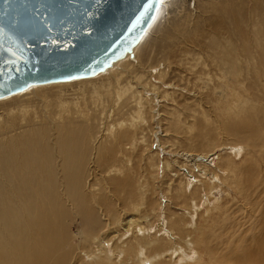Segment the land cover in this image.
<instances>
[{
  "label": "bare ground",
  "instance_id": "6f19581e",
  "mask_svg": "<svg viewBox=\"0 0 264 264\" xmlns=\"http://www.w3.org/2000/svg\"><path fill=\"white\" fill-rule=\"evenodd\" d=\"M162 1L161 5H164ZM169 1L177 8L184 0ZM196 6L195 13L187 10L186 15L172 9L175 14L171 20L169 18L164 36L167 41L165 48H169V37L174 38V46H181L182 61L191 74L179 76L181 80L188 81L189 89L196 92L194 96L181 95L183 98L175 99L176 110L181 107L189 111L191 120L194 117L190 124L181 116L176 118L177 128L187 132V135L191 133L190 138L199 136L193 146L197 148L199 145L203 151L211 153L220 150L218 140L223 134L232 136L229 149L234 153L236 151L237 156L230 151V155L222 157L219 169L228 173L225 176L228 185L238 192L234 204L243 201L239 209L237 205V211L246 210L245 206L249 205L250 215H256L259 209H263L256 234L246 244H241V237L236 239L239 234L234 230L237 222L233 225V215L231 217L227 212L222 215L225 219L219 221L221 224H214L219 227L216 230L222 231L221 234L227 238H221L222 245L219 247L215 230H212L214 225L209 224L204 216L195 219L196 205L201 199L197 201L196 198L198 203L193 201V192L182 183L177 185V194L190 218L179 211L172 212L164 224H160L155 232H150L155 222L152 216L158 214L159 205L153 197L154 193H149L150 184L146 176L142 181L139 178L142 173L139 170L141 157L144 158V149L147 150L150 145L146 144L149 142L147 133L141 138L142 142L138 139V134L145 131L144 125L139 124L147 120L149 110L142 88L135 87L133 79L147 83L152 78L147 75L143 61L137 60L107 69L111 73L118 71L119 75L131 73L134 76L135 73V78L130 79L126 75L115 78L118 74H112L115 80L113 78L103 87L96 88V95L110 100L107 105L103 101L101 111L90 113L86 105L74 101L56 105L50 99V106H45L47 111L41 116L32 114L34 117L30 118L28 114H20L21 111H7L25 108L27 103H22L23 100L15 96L26 89L38 91L42 84L70 80L36 83L0 97V264H182L178 261L184 259L183 264H186L189 255L199 247L209 251L207 264H264V0H196ZM148 29L126 57L135 55L146 45H159V38L154 39L152 44L148 43ZM163 61L165 65L159 76H164L172 62L169 56ZM153 69H156L155 65L151 67L150 76ZM203 86L207 89L203 90ZM219 88L222 91L216 93ZM37 95L41 97L39 93ZM8 98L14 99L13 103H7ZM131 101L135 102L133 106H130ZM94 103L95 100L92 105ZM111 104L113 111L107 107ZM71 105L74 106L70 108ZM107 109L112 113L108 114ZM99 111H106L111 119L97 137ZM137 139L139 144L133 146ZM241 144L246 147L249 157L237 164L236 158L243 149L238 146ZM128 145L131 147L128 148ZM148 158L151 165L147 163V166L154 170L159 167L154 153ZM164 164V167H173L169 160ZM209 165L210 162L198 163L207 171L211 170ZM102 173H108V178L102 179ZM207 182L209 194L216 185L209 180ZM108 184L115 189H108ZM154 185L151 187L154 188ZM196 189L199 193L200 188L197 186ZM225 210L229 211V208ZM74 212L87 221L84 230L86 239L79 246L72 243L68 229L70 224H67ZM101 214L108 218L103 217L104 220ZM121 214L126 216V224L118 226L121 233L115 230L119 243L114 244L112 251V246L109 248V243L105 242L109 235L103 230L107 224L115 226L122 223ZM142 220L152 221L146 226ZM209 228L213 232H209ZM249 229L247 227L243 232L247 234ZM162 233L164 237L160 236ZM89 245H92L91 249ZM228 245L235 246V254H231L233 250L228 256L219 252L220 248L228 249ZM182 246L188 255L179 253L184 250ZM177 253L182 257L178 263L172 260ZM127 255L131 262H128ZM88 256L91 259L89 262L84 260Z\"/></svg>",
  "mask_w": 264,
  "mask_h": 264
},
{
  "label": "rangeland",
  "instance_id": "374dc122",
  "mask_svg": "<svg viewBox=\"0 0 264 264\" xmlns=\"http://www.w3.org/2000/svg\"><path fill=\"white\" fill-rule=\"evenodd\" d=\"M163 4L164 5H161L162 6L161 11L159 12V14L157 13L156 18L154 19L152 25L149 27V29L147 31V33L149 35L148 36L149 37L148 43L152 44L154 39L157 40V38H159V45L158 44L154 45V46L153 45L152 46L146 45L142 49L137 50L135 55L131 54L128 57H126L127 56L126 55L123 59L118 60L117 62H115L112 65V66H122L126 62L134 63L137 60L140 62L143 61V63L145 64V71H146L147 75H149V78H152V80L148 79L147 83H144V82L142 83V80L139 82V80L133 79V77L135 76V73H134V76L131 73H130L131 75L130 74L126 75L127 73H124V75H126V77L133 79L135 87L142 88V92H143L142 94L147 99L146 107L149 110V112L146 113L147 114V120H145L144 122L139 124V125H144L143 127L145 128V131H143L142 134L141 133L138 134V139L141 140V138L144 136V134L147 133L146 139H147V142L148 141L149 142L148 143L143 142V143L150 145L147 147V150L144 149V153H146L144 158L141 157L142 160L140 161L139 170H141L142 173L140 172L141 177H139V178L142 181L144 176H146L147 181L150 184V187H148L150 189L149 193L150 194H151V192L154 193L153 197H155L157 199L158 205H159L158 206L159 207L158 214H153L154 216H152V220L155 221L156 224L154 222V227H152L153 229L150 228V232L151 233L155 232L159 228L160 224H162V223L164 224L172 212L179 211V213H183L184 216L189 217L188 213L186 212L185 206H184L185 204L182 202L181 199L178 198V194H177L178 189H179V188H177V185H179V183L180 184L182 183L184 185H187L189 187L190 191L193 192V196H194L193 201H196L197 197H198L197 201L201 199L200 204L196 205L198 207H196L197 209L194 212L195 219H201L202 216H204L205 218H208L209 224L211 223V225L212 224L217 225V224H221V222H219L220 220L223 222V220L225 218H223L222 215H225V213L228 212L227 214L230 215L231 217L233 215V218H231V220L233 219L232 224L234 225V224H236L235 222H237V225H235V227H234V228H236V226H237V228L234 230L239 235H237L236 239L241 237L240 238L241 240H239L241 242V244H246L252 238V235L254 236L256 234V232H257L256 230H258L259 226L261 225L262 215H261L260 211L262 212L263 209H259L260 211H258L256 213V215H250L251 208L249 205L245 206L246 210L243 207L244 208L243 210H241L240 212L237 211V209H239V207L242 206L243 201L241 200L242 201L241 203L234 204L235 202H237V200H234V198L236 199V194H238V192L236 191V189L234 187L232 188L231 185L230 186L228 185L229 182L225 179V176H228V173L223 172V171L221 172L219 169V166H221L223 163L222 157L226 158L228 155L231 154V152L233 153V155L235 154L237 156L236 151L234 153L233 150L231 151L229 149V146L232 145V136L223 134L222 137L220 138V140H218V142H219L218 149H220V150L211 153L212 151H208V150L203 151L202 148L199 147V145L197 146V148H195L196 146L195 147L193 146L194 143L198 141L199 136L198 137L194 136V138H192V137L190 138V136H192L191 133H190V135L188 134L189 135L188 136L187 132H185V131L183 132V130L177 128L178 120H176V118H180V116H181L182 119L185 118L186 120H188V123L190 124V122H193L192 120H194V117H191L192 118V120H191L189 118L190 117L189 111L186 112V110L181 108V107H177L178 109L176 110V108H175L176 104H177L176 100H179L180 97L183 98V96H187V95L188 96H190V95L194 96V94L196 92L189 89V85H188L189 83H187L188 81H185V79L184 80L180 79L181 76H183V77H184V75L190 76V74H191V72H189V70H186L187 65L182 61L183 56L181 54V48H180L181 46H177V47L174 46L173 45L174 38L169 37V38H167V40L169 41V44H170L169 48H165V44L167 43V41H165L164 36H165V30L168 27V24L170 23V20H171L173 14H175L174 13L175 11H173L172 9H178V10L182 11V13H185V15L188 13V11L195 13L197 11L196 0H184L182 5L180 7H177V8L174 6H171L169 0H164ZM159 10H160V8H159ZM169 18H170V20H169ZM197 37L201 38V35H198ZM180 39H182V38H180ZM142 43H144V42H142ZM163 48L165 49V51ZM166 56H169L170 60L172 62L166 68L167 71L164 73V76L163 75L159 76L160 70H163V67L165 65V63H164L165 61H163V59H164V57L166 58ZM159 61H160V63H159ZM192 62H194V61H192ZM154 65H155L156 69L152 70V73H153L152 74L153 77H152V76H150L151 67ZM119 73L120 72H118V71H116V73L115 72L111 73V70H109V71L106 70V71L102 72V74H98L96 76H93V77H95L94 79H93V77H84V78H78V79L70 80V81L45 83V84H42V86H40L39 89L37 88L39 92L36 89H34V90L26 89L24 92H21L19 95L15 96L16 98L20 97L21 99L20 98L19 99L23 100L22 103H24V104L27 103L25 108L24 107H21V109L20 108H11V109H8L7 111H9V110H10L9 112L21 111L20 114H26V115L28 114V117H30V118H32L34 116H41V115H43V113H45L47 111V108L45 106L46 105L50 106L51 101L52 102L54 101L55 104L57 103L56 105H60L62 102L63 103L64 102H70L71 103L74 101L76 104L83 105V106L86 105L87 112L91 113L93 110L94 111L95 110L101 111L102 107L104 106L103 101L107 105V104H110L109 103L110 100L108 101V99H106V96H105V98L99 97L98 95L95 94V92H96L95 90H96V88L98 89V87H103V85H106L107 83L112 81V79L114 77L115 78H121L122 76H124V75H119ZM112 74H115V75L118 74V75H117V77L116 76L113 77ZM173 74H174V76H173ZM157 75H158V77H157ZM179 75H181V76H179ZM115 78L113 80H115ZM180 80H181V83H180ZM170 83H172V84H170ZM201 84H206V83L202 82ZM206 89H207V87L203 86V90H206ZM194 90H196V89H194ZM170 91L172 92V94L173 93L174 94L172 95L170 93ZM219 91H222V88L217 89L216 93ZM38 93L40 94L41 97H39L37 95ZM181 95H183V96H181ZM49 99L51 100L50 102H49ZM94 100H95V103L92 105V101H94ZM13 101H14V99L8 98L7 103H13ZM28 102H29V104H28ZM187 103L189 104L191 102H187ZM134 104H135V102L134 103H133V101L130 102V106H133ZM73 106L74 105H71L70 108H72ZM107 107H110L111 110L113 111V108H114L113 104H111L110 106H107ZM111 110L108 111V109H107L108 114L112 113ZM100 111H99V114L100 113L101 114L99 115L98 119L96 120L97 121L96 122L97 137H99L100 132L102 131V129L105 126H107V123L111 119V118L109 119V116H108L106 111H104V112H100ZM36 112H37V115L35 114ZM185 113L186 114L189 113V114L185 115ZM32 114L34 116H32ZM172 117H173V119L170 120ZM147 121H148V123H147ZM173 127H174V129H172ZM175 129H176V131H175ZM138 139H137V142L133 143V146H137V144H139ZM140 142H142V140ZM141 145H143V144H141ZM238 146L243 148V149H242L240 155L236 158V161H237L236 163L241 164L245 160V158L249 157V155H247V150H246V147L244 145L241 144ZM130 147H131V145L130 146L128 145V148H130ZM148 151H149V153H148ZM202 151H203V154H202ZM152 153H154V157L158 159V164H159V167L156 168L155 170L153 168L147 166V163H148V165H151V161H149L148 157H150V154H152ZM208 153H210L211 155H209ZM166 160H169L171 162V164L173 165V167L172 166H171V168L166 167V166L164 167V165H165L164 163H166ZM216 160H217V162H216ZM134 162L136 163V161H134ZM209 162L211 164V166L210 165L208 166V168H211V170H209V171H207L206 168L202 169V167L198 166V163H209ZM132 163L133 162L129 163L130 167H131ZM135 165H137V163ZM217 170L219 172H217ZM253 171H254V169H253ZM152 173H153V175H152ZM155 173H156V176H155ZM212 174H213V176H211ZM217 174H218V176H217ZM102 175H103L102 179L108 178V173H102L101 176ZM150 175H152V176L150 177ZM154 176L156 177L155 179H153ZM210 177H212L213 179ZM216 177H219V178L217 179ZM204 178L206 180H204ZM215 179H217V180L215 181ZM154 180H155V182H154ZM207 180H209V182H211V184L216 185V187L209 194L207 193V187L209 186ZM151 184L152 185L155 184L154 185L155 189L153 187H151L152 186ZM169 184H171V185H169ZM221 184H222V187H221ZM197 186L200 188L199 193H198L197 189L195 190V187H197ZM108 187H109L108 189L111 188V190H113V188H114V186H112L111 184H108ZM152 188H153V190H152ZM201 192L203 194H201ZM105 194H106V192H105ZM110 194L112 195V193H110ZM202 196H203V199H202ZM160 204H162V205L160 206ZM237 205H239V206L237 207ZM236 207H237V209H236ZM228 208H229V211L225 210ZM164 210H166V211H164ZM219 210H221L220 213H219ZM230 210H232V213H230ZM235 211H237L238 213L237 212L235 213ZM201 213H202V215H201ZM234 213L236 214V216H234ZM219 214H220V216H219ZM101 215H102L101 216L102 218L103 217L108 218V217H105L104 214H101ZM121 215H122L121 218L125 222L122 221V223H116L115 226H117V229L114 225L107 224L104 228L105 231L103 230V232L105 234L107 233L109 235V237L106 239L105 242L109 243V245H108L109 248L112 246V249L110 248V250H112V251H114V246H115L114 244L119 243V240H118L119 237H116V236H117V233L118 234L121 233V230L118 228V226L122 227L123 224H126V220L124 219V217H126V216L123 214H121ZM74 216H75V218H73ZM254 216H256V217H254ZM259 216H261V217H259ZM70 217H71V219H70ZM70 217L68 218L69 221H67V224L68 223L70 224V226H68L69 227L68 229L71 232L70 233L71 241L74 244V246H77V245L79 246L82 243V241H85L84 239H86L84 237V232H85L84 230L86 229L87 221H86V219L83 221L84 218H80L81 216L77 213L75 214V212H74V214L71 213ZM158 217H159V219H158ZM217 219H219V220L217 221ZM152 220H149V221H152ZM142 221H143V224L145 222L146 226L147 225L149 226L148 220H142ZM70 222H72V223H70ZM84 222H85V224H84ZM216 225L212 226V227H214L212 230L213 231L215 230L214 232L216 233V236H217L216 241L218 240V242H219L218 245L220 247L222 245V240L225 239L226 236L224 234H221L222 231L216 230V227H217ZM247 227H249L250 229L246 234L243 232V230H245ZM218 228L219 227H217V229ZM124 229H125V227H124ZM115 230L117 233L115 232ZM209 230H211V228H209ZM212 230L209 232H213ZM109 231L112 234L108 233ZM218 233H219V235H218ZM163 235H164V233L160 234V236H163ZM102 236H104V235H102ZM165 236H166V234H165ZM221 238H223V239H221ZM220 241H221V243H220ZM242 241L245 243H243ZM179 244H183V242L179 243ZM92 245H89L88 248L91 249ZM92 248H94V245L92 246ZM196 248H198V247H196ZM203 248L204 247H201V248L199 247L198 249H195V252L191 253L189 255L190 259H188L189 261L186 264H193V263L194 264H207V260L209 262L210 255H209V251L205 250ZM240 248L241 247H238L237 249H240ZM182 249H184L183 246H182ZM84 250H87V249H84ZM231 250H233L232 253H231ZM185 251H186L185 249L180 250L179 253L184 252L185 255H188L187 251L186 252ZM234 251H235L234 245H232L231 247L229 246V248L226 250L221 249V248L219 250V252L221 254H224L227 256L229 253L235 254ZM179 253L175 254L174 257L172 258V260L174 262H177L179 258L181 260L182 257H181V255L178 256ZM89 258L90 257L88 256V258H85L84 260L89 262L91 260ZM126 258H127L128 262H131L128 258V255L126 256ZM207 258H209V259H207ZM178 262L183 264L185 262V259H184V261L181 260Z\"/></svg>",
  "mask_w": 264,
  "mask_h": 264
},
{
  "label": "water",
  "instance_id": "95a60500",
  "mask_svg": "<svg viewBox=\"0 0 264 264\" xmlns=\"http://www.w3.org/2000/svg\"><path fill=\"white\" fill-rule=\"evenodd\" d=\"M162 0H0V97L88 77L133 52Z\"/></svg>",
  "mask_w": 264,
  "mask_h": 264
}]
</instances>
